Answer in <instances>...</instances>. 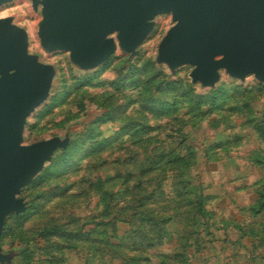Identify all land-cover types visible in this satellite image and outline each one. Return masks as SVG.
Masks as SVG:
<instances>
[{
    "label": "rangeland",
    "instance_id": "rangeland-1",
    "mask_svg": "<svg viewBox=\"0 0 264 264\" xmlns=\"http://www.w3.org/2000/svg\"><path fill=\"white\" fill-rule=\"evenodd\" d=\"M43 8V0L36 8L32 0L0 5V18L11 17L26 31L28 55L52 69L47 97L26 118L21 144L49 139L62 143L20 188L17 197L24 206L5 218L0 236L5 260L0 264H83L78 256L90 250L100 261L103 253L120 262L132 257L141 264L207 261L201 254L191 253L190 262L182 255L165 260L155 254L189 248L183 246L189 238L195 244L207 241L205 214L198 215L193 204L202 184L223 195L211 202L218 206L217 213L247 215L242 208L248 196L237 194L240 204L231 198L238 167L232 159L238 158L239 170L252 173L249 178L258 174L252 162L244 160L264 158V81L254 74L235 78L220 69L219 79L206 84L192 76L195 65L171 66L160 60V44L175 24L171 13L151 20L150 32L134 51L124 49L114 32L109 36L116 42L113 52L100 64L80 67L69 50L48 51L42 45ZM153 163L159 165L156 172L136 177ZM129 171L135 174L131 181ZM165 173L179 177L165 180ZM151 191L154 196L147 197ZM143 200L148 206L138 207ZM127 202L131 208L120 209ZM175 212L179 216H173ZM167 215L173 219L166 236L156 234L152 245L147 237H139L149 219L164 223ZM116 217L126 221L114 226ZM142 219L148 223L141 226ZM94 227L92 236L83 234ZM111 233L116 242L133 236L122 243L135 245L126 250L106 246ZM172 236L174 247L165 244ZM224 252L222 259H233L231 252ZM66 255L68 262L59 261ZM146 257L151 261H140Z\"/></svg>",
    "mask_w": 264,
    "mask_h": 264
},
{
    "label": "water",
    "instance_id": "water-1",
    "mask_svg": "<svg viewBox=\"0 0 264 264\" xmlns=\"http://www.w3.org/2000/svg\"><path fill=\"white\" fill-rule=\"evenodd\" d=\"M12 0H0V5ZM40 0H32L36 8ZM39 25L48 51L69 50L73 62L91 67L121 46L134 51L152 19L171 13L175 24L159 47L171 66L193 64L194 79L213 84L220 69L235 78L254 74L264 81V0H43ZM52 69L28 55V35L0 18V236L5 218L23 209L17 197L58 146L57 139L22 145V127L46 97ZM5 257L1 253L0 261Z\"/></svg>",
    "mask_w": 264,
    "mask_h": 264
},
{
    "label": "trees",
    "instance_id": "trees-1",
    "mask_svg": "<svg viewBox=\"0 0 264 264\" xmlns=\"http://www.w3.org/2000/svg\"><path fill=\"white\" fill-rule=\"evenodd\" d=\"M131 159V158H130ZM176 160H179V158H177ZM260 162H264V158H259L258 159ZM167 164L171 163L170 161H166ZM159 165L157 163H153L151 165H148L147 168H144V169H141V172H139L138 175H136V177H144L146 176L148 173H154L156 172V170L158 169ZM134 172L132 171H129L128 175H127V178H128V181H131L132 178L134 177ZM166 177H165V180H167L169 177H179V175H176V174H167L165 173ZM183 176L184 173H183ZM99 179H101L99 177ZM145 182H143L144 184ZM129 188L130 187H127L126 191L129 192ZM208 187H204L203 184L199 187V189L197 190V192H194L195 194V200L193 202L194 205L197 206V211L198 212V215L199 214H205V220H204V224H205V227H206V236L208 237L207 241L205 243H203L202 245L201 244H195L194 242H191V239L189 238L190 243H187L188 245H183V246H187L189 248H184L183 250H176V251H171L172 248L169 250V248L165 249V252L160 254H155L156 256H161V257H164L165 256V260L168 258V257H172V255L174 257H179L182 255V257L184 258V261L185 262H190L191 258H190V255L191 253L193 254H201V255H204L206 258H207V261L201 263V264H240L237 259H236V255H233L234 258L233 259H229V260H224L222 259V253H218L217 252V249H216V246H215V243L217 242V238H216V231L219 230V229H227L225 227V224H221V221L218 219V214L217 212L215 211V209L213 208V206L211 205V202L213 201V195L211 194V192L207 191ZM116 193V192H115ZM112 194H114V192H112ZM155 194V191H151L149 193V196L147 197H153ZM146 197V199H148ZM122 202V201H121ZM154 202V201H153ZM155 203V202H154ZM153 204V203H151ZM147 202H144V200L140 203V205H138V207H147ZM108 207V206H107ZM131 208L130 206V202L126 203V205L124 206H121L120 209L122 210H126V209H129ZM174 208L179 209V207L177 206H174ZM121 210V211H122ZM165 210H167L165 208ZM251 210L254 214V216H258L259 214H261L262 212H264V191L261 192L260 194V199H259V202L257 205L255 206H252L251 207ZM155 209H151V213L154 212ZM121 213V212H120ZM173 216H179V213H174ZM172 216L171 215H167L165 216V222H159L158 220H150L149 219V222H150V225L149 226H146V228L143 229L142 233L139 235V237H147L149 240H150V244L152 245L155 241H156V234H160L162 232H165V236H166V232L169 231V229L166 227L168 223H170V221H172ZM114 221V226L116 225V223L118 221H126L122 218H119V217H116L113 219ZM127 221H130V220H127ZM144 222H147L146 219H142L141 221V226L144 224ZM148 223V222H147ZM192 225H196V219L195 217L193 218V222H192ZM224 226V227H221ZM95 230V227L94 228H89V229H86L84 231V235H88V236H92V231ZM131 235L132 234H135L134 231H131L130 232ZM116 234V233H115ZM153 234V235H151ZM113 235L114 233H111L110 237L108 239H106V246H112V247H115V248H121V249H124L126 250L128 247L130 246H134L135 243L133 244H130V243H125L126 240H131L133 239L132 237L133 236H129V237H123L121 238L122 241H125L122 243V241H119V242H116L113 240ZM83 239V238H82ZM90 239H94V238H85L84 240H89ZM135 239V238H134ZM173 239H174V236L172 237H169V240L165 241V244H171L173 242ZM172 240V241H171ZM224 240H228V237H225ZM239 240H236L234 242H238ZM231 242H233L231 240ZM173 245H171V247H174L176 245V243H172ZM65 248V247H64ZM194 249V251H191V249ZM71 251H74L72 250V248L70 247ZM225 248H222L221 251L223 252ZM71 253V252H70ZM79 253V252H78ZM76 251L74 254H78ZM100 255V254H99ZM108 254L107 253H103L101 255V261L100 259L98 258V260L100 261L99 263L96 258V253L92 252L91 250L89 252H87V254L85 255V257H81L80 255L78 256V259L82 260L83 261V264H133V258L132 257H128V258H123L122 261L120 262L118 260L119 257H116V256H110L108 257L107 256ZM53 259V256L51 258H44L42 259V261H45V262H49ZM70 260L69 257L66 256H62L61 258H59V261H62V262H68ZM97 260V261H96ZM215 260V261H214ZM141 262H144V261H148L150 262L151 261V258L150 257H146V258H142L140 260ZM141 264L139 262L136 261V263L134 264ZM81 264V263H80ZM243 264H264V256L263 255H246V259L245 261L243 262Z\"/></svg>",
    "mask_w": 264,
    "mask_h": 264
},
{
    "label": "crops",
    "instance_id": "crops-1",
    "mask_svg": "<svg viewBox=\"0 0 264 264\" xmlns=\"http://www.w3.org/2000/svg\"><path fill=\"white\" fill-rule=\"evenodd\" d=\"M254 158H249L244 160V162L251 161L255 169H257L256 177L249 178L252 176V173L248 171L239 170V161L238 158H233L234 165H238L234 169L235 177L231 181L235 182V185L232 189L231 198L234 199L235 204L239 203L237 199V194L247 195L246 201L243 203L244 210L247 215L243 218L233 217L232 215L222 216L218 214V219L221 221V224H225L227 229H219L216 231L217 242L215 243L218 253H223L220 249L225 248L223 251L231 252L230 254L236 255L238 262H243L246 259V255H263L264 256V212L258 216H254L251 207L258 204L260 199L261 192L264 191V162L256 161ZM236 160V161H235ZM219 162V161H216ZM250 162V163H251ZM243 164L241 166V169ZM251 174V175H250ZM250 175V176H249ZM211 192V191H210ZM213 195V201L222 197V194L211 192ZM229 194L228 192L225 195ZM216 204V203H215ZM240 204V203H239ZM216 212H218V206L212 205ZM224 215V213H223ZM221 227H224L222 226ZM225 237H228V240H224ZM231 240L233 242H231ZM239 240L238 242H234ZM222 246L221 248H218ZM234 258V257H233Z\"/></svg>",
    "mask_w": 264,
    "mask_h": 264
}]
</instances>
